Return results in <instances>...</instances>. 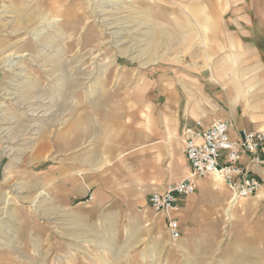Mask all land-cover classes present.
<instances>
[{
    "label": "rangeland",
    "instance_id": "obj_1",
    "mask_svg": "<svg viewBox=\"0 0 264 264\" xmlns=\"http://www.w3.org/2000/svg\"><path fill=\"white\" fill-rule=\"evenodd\" d=\"M244 1L0 0V264H264V198L237 202L232 219L223 213L203 243L187 244L170 239L153 209L123 226L106 206L49 198L42 177L68 120L140 72L208 66L224 19ZM10 55H20L12 71L2 63Z\"/></svg>",
    "mask_w": 264,
    "mask_h": 264
},
{
    "label": "crops",
    "instance_id": "obj_2",
    "mask_svg": "<svg viewBox=\"0 0 264 264\" xmlns=\"http://www.w3.org/2000/svg\"><path fill=\"white\" fill-rule=\"evenodd\" d=\"M244 4L224 19L208 66L204 62L184 76L154 72L158 69L140 72L124 92L108 93L105 104L68 120L42 170L48 197L91 203L97 212L106 206L102 210L125 226L131 217L152 210V192L189 171L183 149L186 128L201 132L215 120H226L232 140L242 130L264 133V0ZM221 153L224 160L226 151ZM237 163L261 183L254 196L237 203L249 208L264 198V163H252L242 153ZM229 198L224 182L211 175L197 180L193 194L176 195L178 210L172 217L179 240L203 243L212 221L217 224L223 213L232 219L235 205H229ZM160 216L167 224L166 216Z\"/></svg>",
    "mask_w": 264,
    "mask_h": 264
},
{
    "label": "built area",
    "instance_id": "obj_3",
    "mask_svg": "<svg viewBox=\"0 0 264 264\" xmlns=\"http://www.w3.org/2000/svg\"><path fill=\"white\" fill-rule=\"evenodd\" d=\"M230 126L229 121L215 120L201 132L186 128L183 149L190 164L189 171L183 179L150 195L151 208L167 218L166 227L172 241L180 237L178 222L172 217V213L178 210L176 195L193 194L199 178L211 175L223 181L230 191L229 205L232 206L260 189V181L237 160L242 153L247 154L252 163L263 164L264 133L242 130L237 139L232 140L228 134ZM222 151H226L224 160H221Z\"/></svg>",
    "mask_w": 264,
    "mask_h": 264
},
{
    "label": "bare ground",
    "instance_id": "obj_4",
    "mask_svg": "<svg viewBox=\"0 0 264 264\" xmlns=\"http://www.w3.org/2000/svg\"><path fill=\"white\" fill-rule=\"evenodd\" d=\"M56 3H60L59 1H57V2H55V4ZM53 5V4H52ZM61 5V4H60ZM57 6V5H56ZM3 9H0V11H2ZM54 10L56 11V14H55V17L53 18V19H51V22H49L48 23V26L49 27H53V25H54V23L55 22H57V20H59L60 18L59 17H61L60 15H61V13L59 14V11H60V8H59V5L57 6V8H54ZM21 33H23V31L21 32ZM43 33H44V30L42 29V28H39L37 31H34V32H32V35H33V41L35 42V43H38V42H41L42 41V38L43 39H45L44 37H43ZM56 35V34H55ZM55 41H60V38H59V35H57L56 37H55ZM27 43V42H26ZM59 53V52H58ZM55 54H57V53H55ZM54 55V54H53ZM58 55V54H57ZM18 56H20V55H10V56H7L3 61H2V63H6V65L8 66V68L12 71L13 70V68L14 67H16V65L18 64V60H16L15 58H17ZM77 63V62H76ZM53 65V64H52ZM54 67L56 68V66H55V64H54ZM18 68V67H17ZM18 75H19V73L17 74V73H13V78H18ZM52 75V74H51ZM78 75V74H77ZM80 76V75H79ZM71 79H74V77H73V75H71ZM13 83V82H12ZM12 83H10L9 85L11 86V85H13V86H16L15 84H12ZM18 86V85H17ZM9 89V88H8ZM8 89L7 90H5V92H4V95L7 97V99L8 98H12V96L14 95V93L13 92H11V91H8ZM11 89V88H10ZM14 89V88H13ZM1 94V93H0ZM3 94V93H2ZM3 95V96H4ZM38 96H42L41 94L40 95H37L35 98H34V100L35 101H37V100H39V99H41V97H39V99H38ZM43 99H45V98H43ZM3 107V103L0 101V108H2ZM58 111V110H57ZM58 113V112H57ZM83 120V119H82ZM81 120V121H82ZM73 125V124H72ZM5 130V129H4ZM40 132V131H39ZM232 206V205H231ZM230 209H227V215H228V217L230 218V211H229ZM79 252H82V249H79L78 250ZM119 254V253H118Z\"/></svg>",
    "mask_w": 264,
    "mask_h": 264
}]
</instances>
